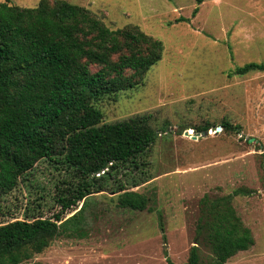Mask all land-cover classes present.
I'll list each match as a JSON object with an SVG mask.
<instances>
[{"label": "rangeland", "instance_id": "rangeland-1", "mask_svg": "<svg viewBox=\"0 0 264 264\" xmlns=\"http://www.w3.org/2000/svg\"><path fill=\"white\" fill-rule=\"evenodd\" d=\"M68 1L91 9L113 29L136 24L163 41V57L146 74V84L106 103L104 112L110 122L152 113L157 127L166 122L169 127L159 131L151 152L153 178L133 188L150 198L152 210L124 209L110 189L95 192L80 223L85 235H62L31 261L169 264L167 254L182 264L196 244L203 196L247 188L253 194L235 196L234 206L255 244L226 264H264V72L229 76L236 66L264 62V0ZM11 2L33 7L39 0ZM223 119L239 125V132L210 129L194 139L181 131L189 127L196 133L195 127H217ZM55 175L41 162L31 181L55 191ZM26 183L0 197V222L25 216L34 198ZM45 201V215L60 209L52 199ZM201 251L210 259L208 248L201 246Z\"/></svg>", "mask_w": 264, "mask_h": 264}, {"label": "trees", "instance_id": "trees-1", "mask_svg": "<svg viewBox=\"0 0 264 264\" xmlns=\"http://www.w3.org/2000/svg\"><path fill=\"white\" fill-rule=\"evenodd\" d=\"M163 53V41L139 25L113 29L68 0H39L33 7L0 1V197L28 181L34 195L22 219L0 222V264H42L31 260L60 236L85 235L80 223L95 192L110 189L124 209L152 210L150 198L133 188L153 178L151 152L169 123L157 127L152 113L106 121L104 105L144 86ZM250 72H264V62L236 66L229 76ZM219 126L240 129L228 119ZM41 162L56 172L55 191L31 181ZM250 193L238 188L203 196L196 244L182 264H226L255 244L234 206L235 196ZM46 199L60 208L50 216L43 213Z\"/></svg>", "mask_w": 264, "mask_h": 264}, {"label": "water", "instance_id": "water-1", "mask_svg": "<svg viewBox=\"0 0 264 264\" xmlns=\"http://www.w3.org/2000/svg\"><path fill=\"white\" fill-rule=\"evenodd\" d=\"M212 130H216V131H221V129H222V127L221 126H217V127H213V128H211ZM181 130V129H180ZM185 135H187V136H190V137H192V138H194V139H198V138H200V137H202V136H205V135H207L208 133H210L209 131H203V132H196V133H194L193 131L192 132H190V128L189 127H187V128H185V129H183V130H181Z\"/></svg>", "mask_w": 264, "mask_h": 264}, {"label": "crops", "instance_id": "crops-1", "mask_svg": "<svg viewBox=\"0 0 264 264\" xmlns=\"http://www.w3.org/2000/svg\"><path fill=\"white\" fill-rule=\"evenodd\" d=\"M191 129V128H190Z\"/></svg>", "mask_w": 264, "mask_h": 264}]
</instances>
